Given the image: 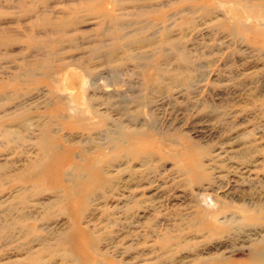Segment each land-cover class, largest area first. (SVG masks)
Here are the masks:
<instances>
[{
  "label": "rangeland",
  "instance_id": "obj_1",
  "mask_svg": "<svg viewBox=\"0 0 264 264\" xmlns=\"http://www.w3.org/2000/svg\"><path fill=\"white\" fill-rule=\"evenodd\" d=\"M0 264H264V0H0Z\"/></svg>",
  "mask_w": 264,
  "mask_h": 264
}]
</instances>
